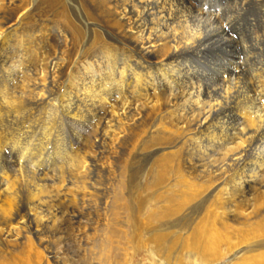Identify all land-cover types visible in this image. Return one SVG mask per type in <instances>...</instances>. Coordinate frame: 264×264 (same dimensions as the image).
I'll use <instances>...</instances> for the list:
<instances>
[{"label": "bare ground", "instance_id": "obj_1", "mask_svg": "<svg viewBox=\"0 0 264 264\" xmlns=\"http://www.w3.org/2000/svg\"><path fill=\"white\" fill-rule=\"evenodd\" d=\"M39 1L0 0V264L111 168L157 262L212 263L216 223L228 264H264V0Z\"/></svg>", "mask_w": 264, "mask_h": 264}, {"label": "rangeland", "instance_id": "obj_2", "mask_svg": "<svg viewBox=\"0 0 264 264\" xmlns=\"http://www.w3.org/2000/svg\"><path fill=\"white\" fill-rule=\"evenodd\" d=\"M39 2L42 3L43 0ZM231 4L232 6H230ZM237 4L238 1H235L230 3L228 7L230 9L234 6L238 7ZM235 16L231 13L226 14V17L230 18L229 20H232ZM240 58L242 59L243 57ZM257 92L256 96H261L258 101H261L260 103L264 106V96ZM147 141L149 140L147 139ZM146 159H148L147 154L138 156L132 168L134 170L139 169L147 162ZM108 170L95 171L94 181L92 179L91 185L85 184L90 188L87 186L85 188L84 186V189L88 188L87 190H90L89 192L91 194L84 190L85 196H88L83 198V202H79V204H82L79 209V222L76 225L66 222L64 223L66 226L63 224L56 229L55 227L49 226V229L39 234L33 232L22 233L25 235L22 238V245L24 247L20 245L21 252L17 253L18 264H99L104 254L108 255L109 253V264H116L115 261H118L117 264H163L162 262H157L159 257L152 252L154 251L153 245L146 242L145 236L142 233H137L135 236L132 230H130L128 214L125 210H122L126 201L125 199L124 201H117L115 199V192L121 195H123V192L111 182L113 169ZM106 171L107 173L105 175L104 172ZM146 207L149 208L150 206L147 205ZM148 208L142 211V216L147 217L150 214V209ZM190 209L191 213L194 212V208L190 207L177 216V218H173L170 223L172 224L189 217ZM142 222L146 223L144 219ZM155 226L156 224H153V227ZM232 227L234 229L225 231L214 223L212 232L208 237V242H211L214 248L213 250L216 253L212 263L204 261L199 254L192 261L187 258L188 252L184 250L179 254V264H228L229 259H231L235 252V250H231L230 245L236 238L234 235L237 233V229L234 226ZM248 231V227H243L239 233L248 240V245L254 246L261 244L256 243L259 240H254L253 236L246 235ZM11 249L7 248L4 250L2 248L1 250L0 248V251L6 254ZM112 256H115V261ZM7 263L12 264L11 262Z\"/></svg>", "mask_w": 264, "mask_h": 264}]
</instances>
